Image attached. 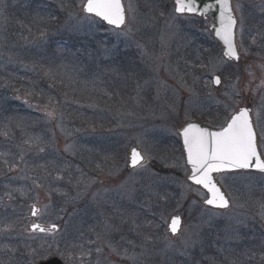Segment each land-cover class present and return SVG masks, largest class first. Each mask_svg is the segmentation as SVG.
Masks as SVG:
<instances>
[{"label": "rangeland", "instance_id": "374dc122", "mask_svg": "<svg viewBox=\"0 0 264 264\" xmlns=\"http://www.w3.org/2000/svg\"><path fill=\"white\" fill-rule=\"evenodd\" d=\"M42 1L48 3L51 7L50 10H47V13L43 11ZM237 2L238 0H235V4ZM239 2L244 5V25L246 23L250 24V21L246 22L249 18H246L248 14L246 15L247 7L245 3L243 0H239ZM254 2L255 3L251 4L252 8L256 4L257 0ZM81 3L82 1L80 0L75 1L72 12L83 17L84 15L82 14ZM159 3L162 2L155 0L156 6L152 11V15L157 17L156 26L154 28L142 29L141 32L133 38L132 42H125L123 38L117 41L111 34L106 35L101 30L96 31L98 34L97 36L101 37L100 41H105L108 48L117 47V49H123L133 47V49L137 51L133 56V60L138 67H142V71L139 73L140 77L134 80L130 97L126 99L122 97L121 99L117 98L114 100L110 97V91L107 90L105 93L108 97L101 101L102 105L97 102H92L90 96L94 95V92L90 89L91 87H88L89 85H92L97 88L99 84L98 80H93L91 84L88 86L86 85L87 81L96 75V70L92 61L100 60L99 58L90 57L86 54L87 59L85 67H78L83 69V72L76 75L75 79L69 84L65 72L71 74L72 69L59 67L60 65H65L62 54L60 55L61 52H58V57L52 58L48 51V40H46L40 47L30 43V41L39 40L41 38V34L37 31L40 26H71V23L66 25V21H68L69 16H65L63 14L62 4L56 0H38V7H36L37 0H3V2L0 3V90L1 88L11 89V87H9L10 84L14 87H16L18 83L25 84V81L29 83L28 86L31 90L36 89L32 84H30V80L28 78H39L40 80H38V83L40 85H44V82L42 81H49L46 87L51 90L53 89V87H49L51 81L45 77L43 73L48 68H52L56 70L60 77H63L64 79V83H61L60 79H57L58 81L55 82L56 85L62 84L58 87V91L63 92L62 95L65 96V86L72 89L74 97L77 100V107H79V109L83 112V115L88 119L90 124L104 125V123H97L96 121L100 119L112 120V118H114L113 121L105 123L104 130L107 131L97 129L93 131V129H86L90 135L89 137L82 139L80 146H84V143L90 139H93L95 144L89 147L85 146L84 151H81L78 147L79 154L77 156H73L64 151L65 146L69 145L68 143L72 141V138L70 135H61L63 134V124L61 122H64V120L60 118L59 111L55 107L48 106L49 111L55 110L56 117L54 120L49 121L45 115V111L43 110L44 108L34 105V108L31 111L43 112L41 122L44 126L49 127V125L54 124V121L55 123L60 124V127H57L56 125L54 129L56 134H59L56 135V139H58L56 142L59 143L58 151L50 150L49 154H42L35 150L32 146V140L34 139L33 136L17 137V129L22 128V124L16 123V114L14 115V113H17V108H22H11L13 107L14 102L23 103L25 108H30L32 105L30 102L28 104L24 103L19 96H14L11 99L10 97L5 96L4 92L0 91V152L3 153V156L1 157H3L2 159L6 164L3 175L0 172V200H3L0 202V207L3 204H13L16 201H22L24 202L23 206L26 207L28 219L31 218L29 205L36 202L34 199L36 197H38L40 207H43L44 204H51L53 205L54 212L58 211L60 207H64L66 211L60 213L62 219L57 220L53 212L51 215L44 216L43 220L40 222L45 223L46 220H49V222L54 220L63 227L66 221H71V223L67 225V232L69 234L67 239H70L76 247L78 246L77 250L80 243L85 245L87 240L82 241L80 238L87 237V233L90 232L87 245L91 247L92 253L83 264H95L98 255L93 249L97 246L103 247V253L99 254L100 264H132L131 261L123 260L115 253L111 252L103 240L96 241L95 232H100L102 230L103 218L97 215L98 209L90 203L92 193L104 188H114L125 181L128 177L129 171L125 165V158L128 156L131 147L136 146L135 139L133 136L131 137V131H135V138L143 136L146 140L159 143V141H161L160 138H178L177 133L179 132L180 124L183 123L182 120L188 121L190 117H201L204 115V112H201L200 110H196V112H194V109L189 110L187 114H185L186 106L185 104H182V98L186 97L184 94H188L189 98V96L192 95L189 94V89L196 91L193 88L199 86V83H193V76H196L197 74L196 70L192 72L191 69L186 67V61L195 64L194 61H197V55H202L201 51H199V47H201L202 50L207 49V47L203 43L202 45L199 40L206 39L207 41H213L211 35L209 34L210 32L204 31L206 27L209 29L210 20L200 22L193 18L177 16L176 13H174V6L173 9L171 8L172 11L164 12L163 10L157 9L160 8ZM127 4L128 0H126V5ZM136 4L140 13L148 11L145 7V0H136ZM257 9L258 8L255 7V10ZM7 10H9V15L7 14ZM160 13H163L164 15L162 16ZM261 13L262 12H257L256 19L253 18L251 20L253 22L256 21L254 25L250 24L251 26H245L246 30H251V35H255V33L259 30L264 29L263 23H260L259 27L255 26L259 22L258 17ZM170 16H174L175 19L170 20L172 26L165 30L164 39L166 41V47L162 54L160 34L161 30L165 29V18ZM237 16L239 18L238 13ZM19 19L21 20L22 25L21 37L18 36L17 39L14 34V36L10 37L8 35L10 33L8 30L14 26L13 24L15 22L18 24ZM24 26H27V29H24ZM72 33L75 39H77V35L75 34L88 37L93 35L88 33L86 29L77 31L73 28ZM14 37L16 39H14ZM135 41H139L141 44L146 46L148 56L144 59L147 60V65H145L142 61L140 50L136 47ZM98 42L99 41L94 40V42L90 45V48L97 47ZM244 43L246 46L251 45L250 51L247 56H243V61L240 66H233L232 79L234 80L237 75L240 78L237 82V87L244 99L239 101L238 107L250 105L251 108L254 109L259 104L261 96L263 95L262 92L264 91V83H262V81H264V73H262L260 68L257 67V64H264V49L259 47L260 44H264V40H261L258 37L257 44L253 45L251 44V36L246 31ZM114 50L112 51L110 58L104 60H107L108 62H116L119 60L117 50ZM53 53L55 52L53 51ZM215 53L216 52L214 51L213 55H216ZM257 53H260V55L258 56ZM156 57H160V59L156 60ZM88 64L90 65L89 69ZM248 65L252 66L254 78H250L248 73L245 71V68ZM190 72L191 74H188ZM206 72L207 71H200L199 74L201 75V73ZM83 75L84 78L79 77ZM132 77V75H122L121 78L123 82L126 81L128 84L129 79ZM181 77H183V80H181ZM109 78L116 80L114 76H109ZM205 78L204 82H200L202 87H204L202 89H204L207 93L211 91L215 95L213 85L207 80V77ZM145 80H149L150 84L146 85L138 96L136 91L137 84L139 83L143 85ZM188 80H190V83ZM250 80L251 83H249ZM158 81L164 82L168 86V90L165 92L163 88H160L159 99H155L158 91ZM106 83L108 85L110 84L109 79ZM205 83H207V87L204 86ZM101 85L103 86L104 84L101 83ZM246 86L247 90H245ZM224 87L225 86L223 85L222 89H224ZM118 88H120V86L113 90L116 95L120 93ZM85 93H87L89 97H86V95H84ZM219 96L223 99L222 92ZM22 97L25 100V97ZM168 98H170L169 104L175 103L178 106L179 119L169 114V104H164ZM69 103L70 102L63 99L61 102L62 109ZM206 103L208 102L206 101L205 104ZM118 104L121 106L118 110H116ZM179 110H182V112ZM122 114H126L127 119L123 118ZM223 114L222 110L220 115L217 114L213 117L214 123L219 125L218 128L223 123ZM169 115V118L171 119L167 121ZM82 120H84L83 117ZM29 129L30 128L27 126L24 128L26 131H29ZM117 130L121 132L118 135L126 140L128 138V142L125 145L126 152L121 159L122 164L120 166L123 170L120 171L118 175L109 176V166L112 164L103 166V171H97L96 164H102V157H104L103 149L106 148L112 134ZM126 132L127 136H124L126 135ZM22 134H25V132H22ZM53 139L55 138L53 137ZM88 149H93V151L89 152ZM153 155L156 156V153L154 152ZM166 157L169 160L171 159L169 163H163L157 159L153 161L161 163L164 166L167 164L168 166L166 168L174 169L175 171L180 172L182 174V178L173 179L169 177V181L167 183L161 182L155 186V190L162 196L164 193L167 194V203L173 202L172 204H169V209H167L166 205L165 214L169 216L182 215L187 225L193 221L187 217V212L185 210L192 199H196L200 202V197L195 196L194 193L188 192V199L184 200L183 206L177 209L176 201L180 199V193L183 191L179 185L181 183H187V172L184 170L186 166L183 156L177 147L175 148L174 155L172 153H168ZM89 159L92 161L91 163H89ZM58 161L63 164L65 161H70L73 165H79L83 172L87 174L85 179L88 177L96 179V182L91 185L88 195L83 199L76 201L75 203H65V198L60 195L58 203L51 194V200H49V185H51L52 188L57 186L67 192L69 196L76 195V192L80 189H73L71 185L66 182L69 171L73 176V182H75L76 177H79L80 173L76 172L75 168L65 170L60 173L65 177L64 181L56 182L52 180V176H49L46 181H38V183L43 182V187L34 188L31 178L44 176L43 169L40 166L44 165L47 166V168H50V164L52 162L56 163ZM153 161H150V163L152 164ZM10 168L11 170H9ZM51 168L54 169L53 167ZM88 169L93 171L90 176H88ZM57 172H59V170H56L53 176H55ZM252 176L254 177L252 180H243L238 182L237 187L239 191H233L229 196L232 201L231 210L223 212L224 215L214 221L213 227L202 230L201 239L204 245V255L215 257L217 264H264V259L261 258L264 256V246H262V238H264V216H262V213H264V180H261L260 175ZM142 177L143 174L141 173L135 183L137 191L132 193L133 199L138 203H130L127 199V195L124 193L120 194L124 195L125 198L123 200H121L115 192L107 195L116 199L121 211L124 212L126 216H136L137 222L142 225L140 231L143 234L155 236L156 229L154 226H143L146 222L153 221L152 215L148 211H146L145 214L142 210L136 214V210H138L136 207L144 209V207H140V203L148 204L149 200L152 201L156 198V196L151 192H144V187L147 185V181ZM131 183L132 182L129 181V184ZM178 191L180 193H177ZM225 191H228V189H225ZM9 194L12 197L11 199L9 198ZM254 196L257 197L253 199ZM154 207H152L153 211H158L162 208L161 206L157 208L156 205H154ZM102 210L105 212V217L110 216L111 202L109 204L102 205ZM198 212L199 208L195 209L193 216H195ZM155 218L158 221V218ZM238 221H243V223H238ZM30 222V220H24L20 230L13 231L11 235L8 233H5V235L4 233H0V264H12L10 254H8L6 250L5 244L7 241L14 244L13 246L16 248H18V246H26L29 248L26 245L29 243H35L38 247H40L41 244H44L43 248L40 247L45 251L44 254L48 251L47 244H52V251L54 252L56 248L60 246V241H65L66 243L65 237L63 239L61 235L58 234L55 237V241H53L52 238H46L47 243H45V240L42 239H30L29 234L25 232V228ZM111 222L115 225H119L118 219L113 218ZM3 225H7L6 214L0 211V227ZM229 225L238 230L241 239L239 242H229L234 251L229 256V260H224L222 254L217 252L216 249L220 246V244H224L222 239L223 232L221 230ZM121 228V231L112 233L110 239L113 242H120L118 247H120L121 251H123L124 247H127L131 252L133 251L131 245L121 241V235L127 236L128 239L134 240L137 244L140 243L142 236H136L135 233L129 231L128 224L122 225ZM218 233L221 237L219 240L217 239ZM160 234L163 236L164 233L161 231ZM190 234L191 231L185 228L182 234L176 239L169 238L172 239L173 243L176 245V249L183 250L181 240L187 238ZM250 237L254 238L250 239ZM89 241H95V243H89ZM164 243L165 242L161 240L155 245V247L152 248L153 254L151 258L145 261L144 264H165L164 255L160 252V250L164 248ZM150 247L152 246L150 245ZM74 248L75 247L69 245V251L66 254L75 255ZM261 248L263 249L262 251L260 250ZM134 250L136 252L140 251L139 248ZM188 252L191 256L190 261L185 256L180 255L177 250H169L166 255L172 257L174 264H196V261H199V264H209V261L202 259L199 244L193 248H189ZM253 253L255 254V258L249 259L248 257L252 256ZM40 258H42V256H40ZM31 264H37L35 262V258H32Z\"/></svg>", "mask_w": 264, "mask_h": 264}, {"label": "snow or ice", "instance_id": "6c2138e0", "mask_svg": "<svg viewBox=\"0 0 264 264\" xmlns=\"http://www.w3.org/2000/svg\"><path fill=\"white\" fill-rule=\"evenodd\" d=\"M2 2L3 0H0V3ZM81 6L85 15L81 17L78 14L70 12L66 25L71 23V26L75 30L86 29L91 34H95L97 30H101L106 35L111 34L114 36L117 41L123 38L125 42H132L133 38L142 29L154 28L157 24V17L152 15V11L156 6L155 0H145V7L148 10L145 13L139 12L136 0H128L127 5L124 4L123 0H82ZM254 7L264 12V0H257ZM174 13L180 16L187 14L205 19L210 13L213 14L214 19L211 29L206 27L204 31L214 33V36L221 46L220 53L216 55H213L210 49L204 50L208 52L206 63L202 56L197 55V60L200 62L199 66L207 68V72L201 73L199 76H193V83L204 82L205 77H207V80L217 90L222 92L223 99L216 97L211 91L204 98H200L197 93L189 89L192 95L184 101V104L186 106L185 114L192 109L204 112L208 110L205 108V102L207 101L216 106L218 115L221 114V109L223 110V123L217 130H210L208 127H202L198 123L185 120L180 124L181 130L177 133L182 137V150L185 157V164L190 166L184 169L187 172L186 179L190 183H181L179 185L183 191L181 192L180 199L176 201V205L177 209L183 206V201L188 199V192L200 197V202L192 199L185 210L187 217L193 222L184 225L182 215H166L165 208L153 211L151 201L149 200L148 204L140 203V207L147 208L152 216L158 218V222L154 224L156 234L155 236L143 234L140 231L142 225L137 222L136 216H126L121 211L116 199L107 195L115 192L123 200L125 197L120 194L124 193L127 195L130 203H138L133 199L132 193L137 191L135 183L142 173V178L147 181L144 192H151L153 195L158 196L160 200L167 203V194L160 195L155 190V186L161 182L167 183L169 177L161 176L159 172L149 167L150 161L157 159L153 153L159 148V143L146 140L143 136H140L135 138L136 146L131 147L129 155L125 158V165L129 169V175L126 180L114 188H104L91 194L90 203L98 209L97 215L103 218L102 230L95 232V236L96 241L103 240L111 252L123 260L131 261L132 264H144L145 261L149 260L153 254L152 248L161 240L165 242L164 248L160 250L161 254L164 255L165 264H174L172 257L166 255L169 250H177L180 255L185 256L190 261L191 256L188 249L198 244L200 245L202 259L209 261V264H217L215 257L204 255V245L201 239L202 230L213 227L214 221L224 215L220 210H227L231 207L229 196L233 191H239L237 187L238 182L254 179L251 175L253 172L261 174L260 178L264 180V149L261 148V145L264 144V95L261 96L259 104L254 109L247 106L238 107L239 101L244 99L237 87V82L240 78L237 75L235 81L232 79L233 66L238 65L241 57L247 56L250 51L251 45L246 46L244 43L245 32L247 31L249 33L251 36V44L255 45L257 44L258 37L264 40V29L259 30L255 35H251L250 29H245L244 5L239 0L235 6H233L232 0H174ZM237 13L239 14V18H237ZM160 15L163 16L164 14L160 13ZM172 19H175V17H166L164 21L165 29L161 30L160 46L162 54L166 47V41L164 39L165 30L172 26L170 23ZM45 41L46 33L41 32V38L30 41V43L40 47ZM135 45L140 50L142 61L147 65V60L144 59L148 56L146 46L139 41H135ZM259 47L264 49V44H260ZM97 50L100 60L110 58L113 51L106 46L105 41H99L97 43ZM94 55V53L89 52L90 57H94ZM257 55L259 56L260 53H257ZM155 59L159 60L160 57H156ZM59 67L67 68L66 65H60ZM186 67L194 72L197 65L186 61ZM257 67L264 73V64H257ZM245 71L250 78H254L251 65L246 66ZM81 72H83V69L78 67L73 68L71 74L65 72L68 83L70 84L75 79V76ZM43 74L51 81L49 84L50 88L55 86L57 79H60V82L64 83L63 77H60L59 73L52 68H48ZM188 74H191V72ZM181 80H183V77H181ZM249 83H251V80ZM149 84V80H145L143 85L138 83L136 88L137 95L139 96L144 87ZM221 85L225 86L224 89H221ZM204 86L207 87V83ZM157 87L158 91L155 99H159L160 88H163L165 92L168 90V86L162 81L157 82ZM245 90H247V86ZM27 94L30 96L47 95L43 90L40 93L27 90ZM48 99L51 101L52 97L49 96ZM24 103L28 104L29 102L26 100ZM168 108L169 114L179 119L178 106L173 103L169 104ZM43 110L49 121L56 118L55 110L49 111L47 105L44 106ZM253 114H255V120L253 119ZM57 127H60L59 123ZM32 143L36 145L39 153H44L46 148H55L54 140L48 143L43 141L40 136H36L32 140ZM64 151L73 156L79 154L75 144L66 145ZM88 151L92 152L93 149H88ZM108 159L109 157L107 155L102 157V164H96V170L103 171V166L107 165ZM91 162L89 159V163ZM167 166L165 164V167ZM40 167L43 169L44 176L31 178L34 188L43 187V182L38 183V181H46L49 176H52V171H49L47 166L41 165ZM109 167V176L118 175L123 170L115 162ZM72 168H75V171L80 173V175L73 182V176L69 171L66 182L73 189L80 190L76 192V195L69 196L62 189L58 187L52 188L49 185V200H51V194L53 192L64 197L65 203H75L88 195L89 189L96 182V179L93 177L85 179L87 174L83 172L79 165H73L70 161L64 162L59 172L55 176H52V180L56 182L64 181L65 177L60 173ZM129 181L132 183L129 184ZM222 189H228V191ZM9 198H12L10 194ZM34 199L36 202L29 205V213L30 217H35L36 220L32 221L25 228V232L29 234V238L32 240L42 239L47 243L46 238H52L55 241V237L59 233L66 239L64 250L57 248L53 252L52 244H47L48 251L42 255L45 264H76V257L66 254L69 251V245L76 247L70 239H67L69 235L67 225L71 221H66L63 227L55 222L41 223L40 221L43 220L44 216L53 214V205L44 204L43 207H40L38 197ZM110 202L111 214L105 217L102 205L109 204ZM3 207L7 208L9 206L3 205ZM197 208H199V212L193 216V212ZM65 211L66 209L64 207H60L58 211H55L56 219H62L60 213ZM262 216H264V213H262ZM113 218L119 220V225L111 222ZM153 223V221H148L143 226L152 227ZM238 223H243V221H238ZM124 224H128L129 231L135 233L136 236H142L140 243L137 244L134 240L128 239L127 236L121 235L120 240L131 245L133 249L131 252L127 247H124L123 251H121L120 247H118L120 242H113L110 239L112 233L121 231V226ZM182 227L189 229L191 234L181 240L183 250H179L176 249V245L169 237L180 235ZM12 228V224H7L0 229V233H8L11 235ZM161 231L164 233L163 236L160 234ZM221 231L223 232L222 239L224 244H220L216 250L222 254L224 260H229V256L234 251L229 242H239L241 238L238 230L230 225ZM217 239H221L219 233L217 234ZM89 243H95V241H89ZM262 246H264V238H262ZM40 247L43 248L44 244H41ZM79 247L83 248V244L79 245ZM136 248H139L140 251L136 252L134 250ZM94 251L98 255L95 264H100L99 254L103 253V247L97 246ZM33 253L35 254V249ZM91 253L92 250H89L86 255L91 256ZM248 258L254 259L255 254L253 253ZM261 258L264 259V256ZM81 264H83L82 261ZM196 264H199V261H196Z\"/></svg>", "mask_w": 264, "mask_h": 264}, {"label": "trees", "instance_id": "16d2710c", "mask_svg": "<svg viewBox=\"0 0 264 264\" xmlns=\"http://www.w3.org/2000/svg\"><path fill=\"white\" fill-rule=\"evenodd\" d=\"M40 28L44 31V33H46V35H51V34L53 36L56 35L57 37H59V40H62V42H64V44H65V46H64L65 52L64 53L74 54V55L75 54H82V51H81L79 45L77 43L73 42V41H76V39L75 38L73 39L71 37L72 35L64 33V32L57 33L58 31L65 29L63 26H40ZM24 29H27V26H24ZM94 40L99 41L97 38L90 39L88 37L87 39L85 38L84 40L78 39V42L83 46L85 45L86 49L89 52L94 53L95 54L94 58L95 57L98 58L97 47L90 48V45L92 44V42H94ZM199 42L201 44L203 43L207 47V49H210L212 54H214V51L216 52L215 54H217V50H218V53H220L219 47L217 46V44L214 41L212 42L211 40L207 41L206 39H203V40H199ZM110 48L113 50L115 48L114 51L117 50L119 60H117L116 62H108L107 60L92 61L93 66L95 67V70H96V75H94L92 78H90L87 81V84L85 82V84L88 86L89 84H91V82H93V80H98L99 84H98L97 88H95L92 85H89L88 87L89 88L91 87L90 89H92L94 92V95L90 96V98L92 99V102L93 103L97 102L100 105L102 104L101 101H103L104 99H106L108 97L105 93V92H107V90L110 91V97H112V98L116 97V94L114 93L113 90L118 86H120V88H118V90L121 93L126 94V89L132 90V85L134 83V80L138 78L137 72L140 71V68L138 67V65H136V63L133 60V56L135 55L134 51L129 50V49H124V48L123 49H117V47H113V48L110 47ZM199 48H200L199 51H201V53H202L201 56L203 57V59L206 63L207 58H208V52L202 50L201 47H199ZM53 51L55 53H53ZM49 52L53 53L52 55L54 57L58 54V52H62V50H60V42H53V44H51L49 46ZM89 52H87L88 55H89ZM120 61H124V62H120ZM126 61H129V62H126ZM194 63L197 65L196 76L200 75L199 74L200 71H207V68H202L199 66L200 62L198 60L194 61ZM122 75H128V76L132 75L133 78L129 79V82L127 84L126 81L123 82V80L121 78ZM109 76H114L116 78V80L109 79L110 84L108 85L106 83V81L108 80ZM101 83H103L104 85L102 86ZM57 86H59V85L55 84L56 92L59 89ZM44 91L48 92L46 89H44ZM62 94H63V92H61V91H58L55 94L54 98H55L57 103L61 104L63 99L67 100L68 102H72L75 100L74 96L72 95L73 94L72 91H70V93H66L65 96H63ZM84 95H86V97H89L87 93H85ZM121 96L122 95H120L118 98L121 99L123 97V96L122 97ZM98 98H100L101 101ZM120 106L121 105L118 104V107L116 110H118V108ZM209 112H210V109H209ZM221 112H222V110H221ZM62 114H63L64 120H66L65 124L63 126V133L65 135L72 136L75 141L79 140V134L83 131L84 128H87V130L90 129L89 125H87V124L83 125L81 123L82 117L84 118V116L82 114V111H80L77 107L70 109L68 116H67V112L65 110L62 111ZM217 114L218 113H217V108H216V109H212L211 112L206 114V116H204V117L213 119V117ZM138 115H140V114H138ZM112 119H114V118H112ZM96 127H97V129L98 128L104 129V127H101V126L96 125ZM134 132L135 131L133 130V138L135 139ZM55 133L56 132L51 133L49 136H48V134H46L45 139H43V137H41V138L43 141L48 142V143H51L54 140L55 148H56V144H57L56 141L58 139H56L57 137H55V139H53V136ZM124 136H126V135H124ZM119 139L124 140V142L121 143L122 145H119L120 144V142H118ZM116 141L117 142H115V143H111L110 146L107 147L106 150L103 152L104 155H107L109 157L108 161H110V162H117L119 159H122L124 156V153L126 152L125 145L128 142V138L126 140L125 138L118 136L116 138ZM68 144H70V143H68ZM164 145H165V149L162 150L161 153H162V155H164V154L167 155L168 148L166 147L165 142H164ZM48 150H51V149L46 148V151H48ZM54 151H58V148H56ZM117 155H119L120 158H118ZM120 163H122V160ZM61 165H63V164H61V162H59V161L56 163L52 162L50 164L51 167H53L54 169H57V170H59L61 168ZM157 166H154V168L156 170H158L163 176L169 174V171L164 170V169H159ZM51 167L48 168L49 171H53V169ZM175 173L180 175V173H177V172H175ZM177 193H179V191ZM164 195H165V193H164ZM23 205H24V202L19 201V202H15L11 205L8 204L9 207H7V208H1V212L6 214L7 224L13 225V228L11 230L12 233H13V231H17V230L19 231L24 220H26L28 218L27 214H26V207H24ZM154 205H156L157 208L159 206H161L162 208H165L167 205V207L169 208V203H164V201L160 200L158 196H156V198H154V200L151 201V207H154ZM146 211H148L147 208H146ZM137 213L138 212L136 211V214ZM152 220L154 222L153 223V225H154L157 222V219L154 216H152ZM60 242H61V244L57 248L64 250L65 241H63V242L60 241ZM5 245H6L7 253L10 254V260H11L12 264H31L33 256H42L45 253V251L42 250L40 247H38L37 244H35V243L26 244L29 248H27L25 246V247H22L21 249H18L20 246H18V248H16L15 246H13L14 244H11V242H9V241H7V243ZM77 247L74 248V252H75L74 256L76 258H77V255L80 253V252H78ZM34 249H35V254L33 253ZM82 252H84V250Z\"/></svg>", "mask_w": 264, "mask_h": 264}, {"label": "water", "instance_id": "95a60500", "mask_svg": "<svg viewBox=\"0 0 264 264\" xmlns=\"http://www.w3.org/2000/svg\"><path fill=\"white\" fill-rule=\"evenodd\" d=\"M123 2H124V0H123ZM232 4H233V0H232ZM187 15V14H186ZM216 15H218V13H216ZM188 16H190V15H188ZM194 17H198V18H201V19H205V18H202V17H199V16H194ZM208 17H212V20H211V24L213 23V19H214V17H213V14H209L208 16H207V18L206 19H208ZM212 33V32H211ZM212 35L214 36V33H212ZM214 38H215V40L217 41V38L214 36ZM218 42V41H217ZM219 44V43H218ZM219 46H220V44H219ZM221 47V46H220ZM241 59H242V57H241ZM241 62V60L239 61V63ZM215 87V86H214ZM220 87H222V85L220 86ZM216 89V88H215ZM217 90V89H216ZM218 92L220 91V90H217ZM193 122H195V123H198L197 121H193ZM199 124V123H198ZM200 126H202L201 124H199ZM202 127H204V126H202ZM181 137V136H180ZM181 140H182V137H181ZM187 167H190V166H187ZM253 173H255V172H253ZM257 174H259V173H257ZM190 183V182H189ZM182 221H183V224H184V220H183V218H182ZM185 225V224H184ZM182 229H183V227H182ZM177 237V236H176ZM42 264H45V263H42Z\"/></svg>", "mask_w": 264, "mask_h": 264}]
</instances>
